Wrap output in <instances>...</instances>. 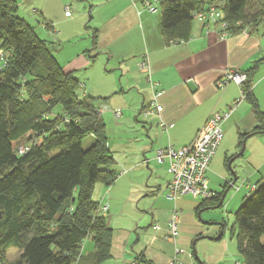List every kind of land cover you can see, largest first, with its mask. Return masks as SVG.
I'll use <instances>...</instances> for the list:
<instances>
[{"label": "trees", "instance_id": "trees-1", "mask_svg": "<svg viewBox=\"0 0 264 264\" xmlns=\"http://www.w3.org/2000/svg\"><path fill=\"white\" fill-rule=\"evenodd\" d=\"M209 4L221 11L230 33L240 29L231 19L253 29L264 17V9L251 12L264 0H160L157 12L167 46L189 41L193 13ZM17 13V0H0V52L6 60L0 64V263L12 248L19 253L18 264H104L111 257L112 230L92 194L96 184L111 186L116 172L101 101L85 93L78 98L83 86L63 72ZM243 73V94L256 120L251 134H263L264 113L250 76ZM148 110L147 104L142 114ZM86 137L91 143L83 149ZM247 137L239 134L240 148ZM211 191L214 196L202 199L197 212L217 207L223 192ZM234 218L241 263L264 264V180L255 183ZM85 239L93 244L88 255L81 252Z\"/></svg>", "mask_w": 264, "mask_h": 264}, {"label": "crops", "instance_id": "crops-1", "mask_svg": "<svg viewBox=\"0 0 264 264\" xmlns=\"http://www.w3.org/2000/svg\"><path fill=\"white\" fill-rule=\"evenodd\" d=\"M143 1L24 0L25 12L41 20L44 28L56 32L60 40L74 42L85 36L92 45L90 54L107 55L108 59L125 65V69L134 70L137 91L142 93L139 115L151 100L146 76L138 67L143 58L147 60L150 78L164 92L160 104L166 129L160 128L156 116L144 115L138 130L126 139V144L133 143L134 151L119 166L128 171L109 187L99 184L98 192L105 196L93 199L102 208L106 207L101 216L112 230L111 257L104 264H169L175 248L185 253L178 257L179 264H242L236 245L226 242L214 245L212 252L195 251L198 241L207 240L202 237L205 232L212 241L220 233V227L209 233L196 220L197 208L183 213L178 203L173 202L172 206L163 198L169 180L167 165L156 163L154 155L156 150L167 146L180 148L191 143L212 113L226 112L239 98L240 90L233 83L221 91L215 88L226 70L250 76L252 94L264 113V17L248 34L232 32L224 40L218 39L214 26L203 27L193 19L188 27L191 39L182 46L170 47L161 34L159 21L146 11ZM66 8L69 16H65ZM255 126L251 105L245 100L222 125L223 139L209 166V169L215 167L222 155L224 158L235 155L241 149L239 134L248 135L242 158L246 169L234 171L241 182L253 181L252 186L249 183L243 187L245 197L255 183L264 180V134L252 135ZM145 160L149 161L145 164ZM134 175H138L141 183L131 182ZM121 181L129 184L115 206L119 218L113 220L114 212L108 215L111 191ZM228 181L223 183V190ZM173 209L178 212V236L169 242L165 235ZM154 225L159 229L155 230Z\"/></svg>", "mask_w": 264, "mask_h": 264}, {"label": "rangeland", "instance_id": "rangeland-1", "mask_svg": "<svg viewBox=\"0 0 264 264\" xmlns=\"http://www.w3.org/2000/svg\"><path fill=\"white\" fill-rule=\"evenodd\" d=\"M17 4L18 17L24 20L32 28L40 41L45 42L48 53L55 59L57 64L62 68L63 72L72 75L79 82V85L83 86L77 90L78 98L82 99V95L85 93V95L92 99L100 100V107L107 105L112 111H118L121 114L118 118L114 117L111 111L105 113L104 115L107 148L114 159L115 168L113 169L116 171L117 180L120 176L126 174L128 171L127 168H123V166H119V164L123 163L124 159L128 157V155H132L134 151L133 143L131 142L126 144V139L129 134H133L138 130L139 123H142L143 118H145L144 115L138 114L140 111L142 97L139 95L141 92L137 91V89H139L137 87V73L131 68L130 70L125 69V65H120L119 63L115 62L113 58L108 59L107 55L102 56L90 54L92 45L90 46L88 44L85 36L77 39L74 42H67L66 38L60 40L57 37L56 32L54 33L48 28L45 29V25L42 24L41 20L31 17L28 15L29 13L25 12L27 5H24V0H17ZM208 6H213L216 8L213 4H209ZM263 7L264 6L260 8L258 7L256 10L251 9V12L254 13L255 11H262L264 9ZM216 10L221 13L219 9L216 8ZM154 18L156 21H159L160 11L154 15ZM230 22L234 26L239 24V33L244 35L248 34L249 28H241L242 24L240 20L231 19ZM244 30H246V34L243 33ZM1 53L2 52H0V64H4L6 61L4 58L5 56ZM128 83H130L132 86H126ZM55 113L60 114V111L57 109ZM140 142L141 140L136 145H139ZM90 143L91 138L86 137L83 140V149H86ZM239 152L240 150L236 154ZM235 155L229 156L228 154L225 158L222 155L220 159L216 161L218 163H216L215 167L212 165V169L208 170L206 177L208 179V184L213 191L224 192L222 185L227 179H231V171L239 172L246 169L244 163H242L244 152L241 155V158L239 157L233 160ZM228 164H230V169ZM134 176L135 178L131 180V182L141 183L138 175ZM163 176L165 175L163 174ZM252 182H249L251 186L253 185ZM241 183V180L237 179L235 184L229 188L221 207L209 209L200 208L198 212L196 211V220L204 229H207V231L211 233L213 230H215V228L220 227L219 231L222 232V238L218 241L215 240L218 234L213 236V240L211 241V238L207 237L208 234L205 232L204 236L202 237L207 238V240L202 239L198 241V246L195 248L197 253L200 251L212 252L214 250V245L224 242L230 245H236V226L234 216L236 210L245 198V190L242 186H240ZM127 184H129L127 181H121L111 191L112 204L108 215H111V213L114 212V215H112L113 220L119 218L118 215H115V213H119L115 206H118V202L120 200L118 198L121 197V194L125 193ZM100 186L101 185L96 184V188L94 187L95 190L93 189L92 195L95 201L97 197V200H99L105 196H102L101 193L99 194L98 187ZM236 187H240V191H236ZM74 198L76 199V197ZM163 198L166 201H169L172 206L175 203H178V208L181 207V209H183V213L193 211L202 203V199H193L189 196L179 197V199L177 198L178 200L176 199L177 201H170L165 195H163ZM119 209L121 208L119 207ZM97 212L102 214L101 206L99 204ZM262 242L264 243V237L262 238ZM82 246V255H88V253L92 252L93 250L92 242L90 240L85 239ZM18 257L19 253L17 250L8 248L5 252L4 262L0 264H18ZM78 260L79 259H77V261Z\"/></svg>", "mask_w": 264, "mask_h": 264}, {"label": "built area", "instance_id": "built-area-1", "mask_svg": "<svg viewBox=\"0 0 264 264\" xmlns=\"http://www.w3.org/2000/svg\"><path fill=\"white\" fill-rule=\"evenodd\" d=\"M160 0H144L143 6L149 14L157 13V5ZM65 16H69L68 8L65 9ZM193 18L198 21L203 27L214 26L217 30L219 40L226 39L230 32L227 23L223 20L222 14L213 6H205V9L200 12L193 13ZM246 34V30L243 31ZM188 41H170V47H177L186 44ZM139 71L146 76V82L151 92V100L148 102V112L145 116L154 115L159 119L161 129H166L164 122L161 119L163 107L160 104V99L163 96V91L158 88L159 84L152 81L149 74V66L147 60L144 59L138 65ZM247 81V76L243 72L226 70L223 76L215 83L217 90H223L227 85L233 83L240 90L239 98L233 105L224 113L214 112L205 121L202 128L198 131L195 139L180 148L167 146L166 148L158 149L155 152L154 160L158 164L167 165V174L169 180L165 187V196L168 200H176L179 197L189 196L193 199H211L214 193L210 190L207 172L211 160L216 154V150L223 138L222 125L229 119L235 109L241 102L245 100L243 94V85ZM114 117L118 118L121 114L118 111H112L107 105L99 107V114L110 112ZM25 148H21L19 154H22ZM149 160H145L147 163ZM236 191L239 188H235ZM101 211L105 212L106 207ZM178 212L173 209L170 215V221L167 226V234L165 239L169 242H174L178 236ZM155 230L159 229L158 225H154ZM185 254L180 248H175L174 257L169 264H179L178 257Z\"/></svg>", "mask_w": 264, "mask_h": 264}, {"label": "water", "instance_id": "water-1", "mask_svg": "<svg viewBox=\"0 0 264 264\" xmlns=\"http://www.w3.org/2000/svg\"><path fill=\"white\" fill-rule=\"evenodd\" d=\"M263 134H264V132H263ZM254 135H255V134H254ZM244 149H245V139H244V141H243V144H242V147H241V149H240V152L234 156L233 160L236 159V158H238V157H240V156L243 154ZM233 160H232V161H233ZM232 161H231V162H232ZM231 162H230V163H231ZM228 167H229V169H230V164H228ZM231 175H232V177H231V179H229V181L227 182V184H228V185H227V188H226V189L224 190V192L222 193V196H221L220 201H219V203H218V205H217L216 208H219V207L222 205V203H223V201H224V199H225V196H226V194H227L229 188H231V187L235 184V182H236V180H237V177H236V173H235V172H232V171H231ZM1 218H2V213L0 212V220H1ZM221 235H222V232H220V233L218 234V236L215 238V240H219L220 237H221Z\"/></svg>", "mask_w": 264, "mask_h": 264}, {"label": "flooded vegetation", "instance_id": "flooded-vegetation-1", "mask_svg": "<svg viewBox=\"0 0 264 264\" xmlns=\"http://www.w3.org/2000/svg\"><path fill=\"white\" fill-rule=\"evenodd\" d=\"M211 190V189H210Z\"/></svg>", "mask_w": 264, "mask_h": 264}]
</instances>
